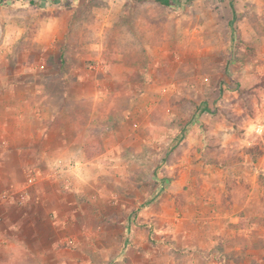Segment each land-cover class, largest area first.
Segmentation results:
<instances>
[{
    "label": "rangeland",
    "instance_id": "rangeland-1",
    "mask_svg": "<svg viewBox=\"0 0 264 264\" xmlns=\"http://www.w3.org/2000/svg\"><path fill=\"white\" fill-rule=\"evenodd\" d=\"M185 1L165 7L134 0H0V60L18 59L28 69L36 65L43 72L49 68L69 73L80 69L81 53L89 56L95 44L131 57L137 46H144L147 55L141 61L162 89L170 88L165 84L169 79L183 81L162 100L157 97L151 124L141 132L146 141L107 139L106 132L92 129L90 135L97 140L88 137L79 144L84 150L79 180L53 175L62 189L72 182L80 194L79 218L71 220L76 227L50 231L43 241L29 234L22 246L15 231L0 223V264H168L167 259H173L167 255L192 253L202 241L211 245L201 252L209 264L243 260L242 254L224 249L229 240L225 236L236 227L229 218L227 196L231 178L243 173L236 162L250 159L240 142L250 138L258 169L249 175L262 186L264 202V129L253 133L247 126L263 98L264 0ZM91 63L88 60L86 67ZM51 76L43 78L45 86L60 90L63 83ZM177 135L183 140L172 142ZM32 149L30 145L24 151ZM98 153L101 156H95ZM3 170L0 192L9 201L0 205V213L16 224L20 195L15 186L5 189ZM34 182L28 177L29 185ZM50 185L40 180L39 188ZM260 210L264 216V206ZM137 211L142 214L140 225L153 224L151 236L134 229ZM241 225L257 227L258 234L264 229V222L249 217ZM135 230L140 233L134 235ZM24 232L20 229V235ZM134 240L147 247L141 252L148 259L135 251L128 254ZM7 242L14 243L11 250L1 247ZM163 245L169 246L165 250Z\"/></svg>",
    "mask_w": 264,
    "mask_h": 264
},
{
    "label": "crops",
    "instance_id": "crops-1",
    "mask_svg": "<svg viewBox=\"0 0 264 264\" xmlns=\"http://www.w3.org/2000/svg\"><path fill=\"white\" fill-rule=\"evenodd\" d=\"M137 48L135 57H131L132 55L129 56L125 52L116 55V52L107 51L102 44H95L89 56L83 57L81 53L80 69L73 68L69 73L66 71L61 73L59 70L51 72L49 68L43 72L44 69L36 65L28 69L18 59L0 60V171L4 169L5 175L2 179L5 189L16 187L20 195L17 206H21L20 212H17L16 224L4 213H0V223L3 228L15 231L14 237H19L22 246L27 244L25 237L29 234L32 238L37 237L39 241H43L50 231L60 233L76 227L72 225L71 220L76 221L79 218L76 210L79 211L77 206L80 203V194L71 183L79 180V157L84 154L83 147L81 149L79 144L91 137L90 131L92 129L104 131L110 135L107 139L129 141L134 144L146 141L141 132H145L146 127L151 124L150 113L158 106L155 105L157 97L158 101L162 100L168 92L176 91L172 86L176 88L183 84L182 79L179 81L167 79L165 84L170 85V88L162 89L159 79L151 76L150 69L141 61L144 55H147V48L144 46ZM88 60L92 63L87 68ZM3 71L5 77L2 75ZM46 75L48 77L52 75L53 82L56 79L61 80L63 85L60 90H51L45 86L43 78H46ZM134 75L137 78L135 82ZM223 75L226 79L233 80L230 74ZM221 83L226 85V80L223 79ZM260 94H263V98L262 100L260 98V103L257 104L259 111L257 114L254 113L247 123L248 131L253 133L255 131L260 133L263 131L261 129H264V125H261L264 122V87ZM204 105L206 107V104ZM183 138L184 136L177 135L171 138V141L178 143ZM90 139L97 140L96 137ZM248 139L250 138H245L240 143L242 152L245 154L247 152L246 157L250 159L236 162V165L239 164L243 169V173L236 180L235 177L231 178L233 183L227 196L229 218L236 227L225 236L229 240L225 243L224 249L228 254H242L243 260L237 264H264V229L258 234L257 227L249 229L243 225L239 226L248 217L253 222L262 224L264 222L260 210V207L264 206L260 198L263 194L262 186L260 187L249 175L250 173L255 176L257 172L255 170L258 168L254 167L256 160L252 159L250 153L253 143ZM30 145H33V149L24 151ZM115 149L117 151L116 147ZM106 151L112 153L113 150ZM261 156L264 158V153ZM54 174L60 175L63 179L70 175L71 186L62 189L60 182L57 184L53 180ZM28 177L35 180L33 185L27 183ZM40 180L51 182L52 185L46 190L39 188ZM8 199L6 194L2 195L0 192V205H8ZM236 209H239V215H236ZM141 215L140 211L134 214V229L146 230L145 235L151 236L153 224L140 225L138 221ZM39 223L41 227L37 230ZM20 229L25 231L22 235ZM138 233L140 232L133 231L134 235ZM190 234L194 235L196 231ZM134 241L135 244L132 242L128 247L131 249L127 251L128 254L135 251L141 255V259H148L143 254L145 252H141L147 247ZM258 241L260 247L255 245ZM2 242L4 240L0 241ZM13 245L14 243L7 242L1 244V247L11 250ZM163 246L166 250L169 245ZM210 247L207 241H202L201 244L192 247V253H189V250L178 256L171 253L172 255L166 257L173 260L166 259L168 264H209L201 252Z\"/></svg>",
    "mask_w": 264,
    "mask_h": 264
},
{
    "label": "trees",
    "instance_id": "trees-1",
    "mask_svg": "<svg viewBox=\"0 0 264 264\" xmlns=\"http://www.w3.org/2000/svg\"><path fill=\"white\" fill-rule=\"evenodd\" d=\"M134 1H138V2H146V1H153V2H156L162 6H165V7H171V6H174V5H181V0H134ZM193 0H186L185 2L186 3H189Z\"/></svg>",
    "mask_w": 264,
    "mask_h": 264
}]
</instances>
